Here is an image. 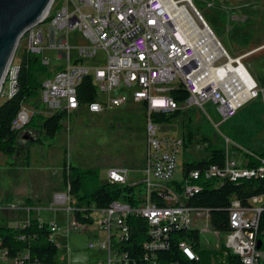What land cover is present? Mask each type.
<instances>
[{
	"label": "built area",
	"instance_id": "built-area-1",
	"mask_svg": "<svg viewBox=\"0 0 264 264\" xmlns=\"http://www.w3.org/2000/svg\"><path fill=\"white\" fill-rule=\"evenodd\" d=\"M195 1L60 0L57 4V0H53L45 18L27 32L19 45L20 48L25 41L24 52L40 55L49 69L52 62L47 51H53L57 53V59L65 60L63 67L44 78L37 98L41 99L50 116L64 111L68 116L81 109L101 114L129 104H141L148 112L146 167L143 170L146 192L138 196L141 204L134 208L124 200L115 201L108 209L94 212L99 215L94 224L105 233L107 240L92 242L89 249L107 253V260L101 264H129V256L123 247L130 238L127 222L130 215L148 223L150 242L143 248L146 252L144 260L149 264H158L157 253L171 248L170 233L173 230L198 231L205 248L211 245L206 234L212 233L222 242L215 249L224 245L241 258L242 264L264 262V251L258 249L264 196L252 198L249 207L234 199L229 208L230 232L222 235L214 231L211 211L188 205L189 199L201 191L195 184L202 177L201 173L191 172L182 184L171 183L178 170V157L185 148L183 137L161 134L160 125L150 118L152 112L172 114L182 110L183 106L203 109L211 102L219 116L228 120L236 117L250 102L261 100L264 105V89L244 64V58L233 57L228 52L205 23ZM208 7L213 5L209 3ZM76 30L82 33L86 45L76 47L77 58L74 60L69 34ZM99 51L104 54L103 62L94 67L86 65V60H93ZM16 57L17 53L6 71L0 98L10 99L17 93L19 66L15 65ZM88 76L93 80L97 99L81 106L77 89ZM180 87L189 94L188 101L181 105L170 96ZM35 113H38L35 106L24 105L13 121V129L24 128ZM262 164L260 168H250L227 156L224 168L210 167L203 173V178L221 183H237L245 178L263 179L264 160ZM129 172L124 167L108 169L106 184L128 185ZM154 193L164 206L153 202ZM55 197V201L62 204L74 199L69 192ZM72 206L69 205L68 211L74 214ZM90 226L80 224L74 218L65 231L66 234L83 232ZM50 230L53 239L60 227L50 223ZM115 241L118 245L114 248ZM179 249L188 260H199L188 242L180 243ZM0 256L6 257V252H0Z\"/></svg>",
	"mask_w": 264,
	"mask_h": 264
},
{
	"label": "rangeland",
	"instance_id": "rangeland-1",
	"mask_svg": "<svg viewBox=\"0 0 264 264\" xmlns=\"http://www.w3.org/2000/svg\"><path fill=\"white\" fill-rule=\"evenodd\" d=\"M209 3L213 7L209 8ZM194 5L228 52L233 57L244 58V64L264 89V0H196ZM42 29L45 30V27ZM69 41L75 60L76 47L85 46L86 42L78 30L69 34ZM24 47L25 41L17 52L16 66L21 64ZM46 55L52 62L50 72L65 65V60L57 59V53L47 51ZM103 59L104 54L99 51L93 60H86L85 64L94 67L100 65ZM7 100V97H1L0 104ZM34 103L28 102L26 105L33 108ZM36 105L41 107L42 115L50 117L41 99H37ZM261 106L253 105L255 112L251 111L229 122L230 119L223 120L219 116L216 106L211 102L205 104L203 109L183 106L181 111L184 113L180 118L171 124L160 125L161 134L181 138L185 126L191 120L192 130L198 133L193 146L182 150L179 155L178 170L171 183H183L184 163L208 156L206 145L201 142L202 137L209 138L214 145L225 150L235 148L231 142L235 141L239 147L263 153L264 134L261 132H264V118L258 116L262 112ZM147 116L148 112L141 104L108 109L101 114L81 109L68 115L63 121V129L53 139L46 140L44 145L31 146L29 166L23 165L24 160L20 157L10 158L0 153V227H19L30 219V213L23 209L28 207L26 198H29L33 201V207L41 209L37 212V209L31 208L34 211L32 218L39 215L43 220L57 222L60 227L54 236L55 244L61 247L57 256L60 264H99L107 260V253L89 249L90 242L107 240L97 224L92 225V233L71 231L66 234L65 229L75 218L68 208L70 204L74 206L76 200L72 199L67 204L55 201L56 194L68 195L63 182V161L67 159L82 169H99L102 183H107L108 169L127 168L130 171L128 185H139L137 189L144 195ZM38 199L40 201H36ZM92 217L94 220L99 219L97 213ZM206 238L211 244L209 248L215 249L222 245L212 233L206 234ZM117 245L115 241L114 248Z\"/></svg>",
	"mask_w": 264,
	"mask_h": 264
},
{
	"label": "trees",
	"instance_id": "trees-1",
	"mask_svg": "<svg viewBox=\"0 0 264 264\" xmlns=\"http://www.w3.org/2000/svg\"><path fill=\"white\" fill-rule=\"evenodd\" d=\"M50 75V69L43 64L40 55L23 52L19 66L17 93L0 105V153L10 158H22L25 166L30 165L31 146L44 145L46 140L53 139L63 129V121L68 118L65 111L45 117L39 113L41 107L35 106L38 113H35L30 123L20 130L13 129V121L22 107L39 97L43 80ZM170 96L180 105L189 99L188 92L182 87L172 91ZM77 97L81 106L96 101L97 92L91 77L83 79L77 89ZM183 113L181 110L172 114L152 112L150 118L158 125H165L173 123ZM191 124L189 120L185 126L183 135L185 150L191 148L198 137L197 131L192 130ZM201 142L206 145L208 156L183 165L184 180H187L189 174L194 171H199L202 176L195 182L200 186L201 191L189 199L188 205L210 210L212 229L226 235L231 230L229 222L231 202L238 199L243 206L249 207V201L252 198L264 196V178H245L237 183L229 181L221 183L216 179L203 178V173L210 167L224 168L228 153L225 149L214 145L207 137H202ZM244 157L250 168L257 169L263 166L264 152H253L252 156L245 154ZM62 168L64 186L70 196L76 200L74 216L80 224L93 225L94 212L108 209L115 201L124 200L134 208L141 204L138 197L141 196V192L137 189L139 185L102 184L99 169H82L69 163L67 159H64ZM152 200L159 206L165 205L156 193L153 194ZM26 201L28 207L32 208L33 201L31 199ZM127 222L131 232L123 251L129 256V264H149L144 260L146 252L143 248L146 242H150L147 221L130 215ZM52 234L50 223L40 222L31 216L23 226L0 227V252H6L7 259L18 261L19 264H58L56 257L59 248L54 243ZM170 242L171 248L168 251L157 253L158 264H242L241 258L229 252L224 245L219 250L205 248L199 232L195 230H173L170 233ZM182 242H188L192 246L199 256L198 261H190L183 255L179 249V244ZM258 242H261V250L264 251V210L260 217ZM24 253H27V258H22Z\"/></svg>",
	"mask_w": 264,
	"mask_h": 264
},
{
	"label": "water",
	"instance_id": "water-1",
	"mask_svg": "<svg viewBox=\"0 0 264 264\" xmlns=\"http://www.w3.org/2000/svg\"><path fill=\"white\" fill-rule=\"evenodd\" d=\"M53 0H0V87L27 32L46 16ZM262 244L258 242V249Z\"/></svg>",
	"mask_w": 264,
	"mask_h": 264
},
{
	"label": "crops",
	"instance_id": "crops-1",
	"mask_svg": "<svg viewBox=\"0 0 264 264\" xmlns=\"http://www.w3.org/2000/svg\"><path fill=\"white\" fill-rule=\"evenodd\" d=\"M252 73V72H251ZM253 76H254V74H253ZM255 77V76H254ZM256 78V77H255ZM257 81H258V79H257ZM259 82V81H258ZM259 84H260V86L262 87V85H261V83L259 82ZM35 100H33V101H31V102H34ZM0 105H2V104H0ZM253 105H262L261 106V113L258 115L259 116V118H264V105H263V103H262V101L261 100H257V101H254L251 105H248V106H246L245 108H243L242 110L243 111H241V112H239L238 113V115L236 116V117H234V118H232V119H230V120H228V122L229 121H231V120H234V119H236L238 116H243L244 114H248L249 112H251V111H254L255 112V110H254V108H253ZM34 106H38V105H34ZM218 113V112H217ZM42 114V113H41ZM228 122H226L225 124H227ZM262 134H264V132H261ZM233 144H234V146H235V148H233V149H227L226 151H227V153H228V157L231 159V160H234V161H236L238 164H243V165H245V164H247V160L245 159V157H244V155L245 154H249V155H253V152H255V151H252V150H249V149H246V148H243V147H239V145L237 144V143H235V141L233 142V141H231ZM257 153V152H256ZM244 159V160H243ZM102 183V182H101ZM102 184H105V183H102ZM57 195V194H56ZM55 195V196H56ZM56 198V197H55ZM26 199H29V198H26ZM36 201H40L39 199L38 200H36ZM24 210H26V211H28L29 213H30V218H31V216H33V213H34V211L32 210V209H37L38 211L37 212H39V211H41V209L40 208H38V207H32V209L31 208H29V207H25V208H23ZM94 216V215H93ZM34 219H37V220H39L40 222H47V223H55V224H57V222H55V221H46V220H43L42 218H40L39 217V215L37 216V218H34ZM30 219H28V220H26V221H24L23 222V225H25L28 221H29ZM94 223H95V220H94ZM22 225V226H23ZM93 225H96V224H93ZM93 226L91 225L90 227H89V229L88 230H86V231H88V232H90V233H92L91 232V228H92ZM56 234V233H55ZM55 234L53 235V241H54V236H55ZM104 241V239H102V240H98V242H103ZM54 243H55V241H54ZM90 243H92V242H90ZM89 243V244H90ZM58 246V248H61L60 247V245H57ZM27 256V253L25 254H23L22 255V257H26ZM58 256V255H57ZM62 260H64V257H62ZM56 261H57V263L58 264H60V262H59V259L57 260V257H56ZM102 263V262H101ZM100 262H99V264H101ZM0 264H17L15 261H10L9 259H7L6 257H3V256H0Z\"/></svg>",
	"mask_w": 264,
	"mask_h": 264
},
{
	"label": "bare ground",
	"instance_id": "bare-ground-1",
	"mask_svg": "<svg viewBox=\"0 0 264 264\" xmlns=\"http://www.w3.org/2000/svg\"><path fill=\"white\" fill-rule=\"evenodd\" d=\"M205 21V20H204ZM205 23L207 24V26L209 27L208 23L205 21ZM210 28V27H209ZM211 29V28H210Z\"/></svg>",
	"mask_w": 264,
	"mask_h": 264
}]
</instances>
